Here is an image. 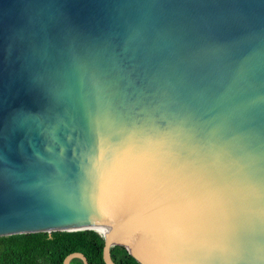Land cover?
<instances>
[{"label": "water", "instance_id": "water-1", "mask_svg": "<svg viewBox=\"0 0 264 264\" xmlns=\"http://www.w3.org/2000/svg\"><path fill=\"white\" fill-rule=\"evenodd\" d=\"M85 229L264 264V0H0V236Z\"/></svg>", "mask_w": 264, "mask_h": 264}, {"label": "trees", "instance_id": "trees-1", "mask_svg": "<svg viewBox=\"0 0 264 264\" xmlns=\"http://www.w3.org/2000/svg\"><path fill=\"white\" fill-rule=\"evenodd\" d=\"M103 240L92 229L78 231L28 232L0 236V264H61L72 251L81 252L88 264H104L101 259ZM116 264H140L121 245L109 248ZM68 264H82L72 258Z\"/></svg>", "mask_w": 264, "mask_h": 264}]
</instances>
